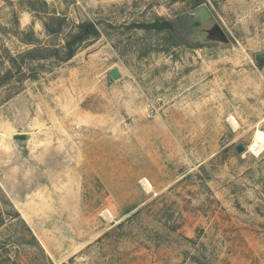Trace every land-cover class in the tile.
Returning a JSON list of instances; mask_svg holds the SVG:
<instances>
[{
  "label": "rangeland",
  "instance_id": "1",
  "mask_svg": "<svg viewBox=\"0 0 264 264\" xmlns=\"http://www.w3.org/2000/svg\"><path fill=\"white\" fill-rule=\"evenodd\" d=\"M0 80V264H264V0H0Z\"/></svg>",
  "mask_w": 264,
  "mask_h": 264
},
{
  "label": "trees",
  "instance_id": "2",
  "mask_svg": "<svg viewBox=\"0 0 264 264\" xmlns=\"http://www.w3.org/2000/svg\"><path fill=\"white\" fill-rule=\"evenodd\" d=\"M51 21H59L58 17L50 18ZM44 28L47 32L50 30L47 28V23H43ZM145 29H152L157 31L162 30H173V26L169 22L161 23V24H153L149 26L142 25ZM32 32V31H31ZM99 37V31L97 27L90 22H83L76 25L73 28V31L68 34L64 38V43L61 49H54V50H40V49H31L27 50L23 54L24 61H35V60H42L47 61L48 59L54 60L56 63H66L71 60L76 52L85 44L91 43L92 41L96 40ZM28 45H31L32 41H27ZM29 77L28 78H35L36 72L33 70L28 71ZM8 76L2 77L1 80L8 79ZM0 80V81H1ZM17 216L19 213H15ZM12 264H16V262H12Z\"/></svg>",
  "mask_w": 264,
  "mask_h": 264
},
{
  "label": "bare ground",
  "instance_id": "3",
  "mask_svg": "<svg viewBox=\"0 0 264 264\" xmlns=\"http://www.w3.org/2000/svg\"><path fill=\"white\" fill-rule=\"evenodd\" d=\"M229 121L231 122V124H232V126L234 128H236L238 126V122L234 118L230 117L229 118ZM248 151L249 152H253V154H259L262 151H264V132L263 131L257 130L255 132L254 137H253V140H252L251 144L248 146ZM144 183H145L144 185H146V182H144ZM145 187H147L148 190L150 189V186L149 185L148 186H145Z\"/></svg>",
  "mask_w": 264,
  "mask_h": 264
},
{
  "label": "water",
  "instance_id": "4",
  "mask_svg": "<svg viewBox=\"0 0 264 264\" xmlns=\"http://www.w3.org/2000/svg\"><path fill=\"white\" fill-rule=\"evenodd\" d=\"M197 16L199 17V19L201 21H205L207 18H208V15L206 13L205 10H200L198 13H197ZM109 75L110 77L113 79V80H116V79H119L120 78V75L118 73V71L116 70H112L109 72ZM17 140H24L25 139V136L24 135H21V136H18L16 137ZM234 150L236 151L237 154H241L242 152L245 151V148L242 146V145H237L235 146Z\"/></svg>",
  "mask_w": 264,
  "mask_h": 264
}]
</instances>
